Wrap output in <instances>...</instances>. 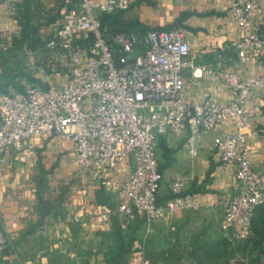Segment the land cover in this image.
<instances>
[{
  "label": "built area",
  "instance_id": "2783aa9c",
  "mask_svg": "<svg viewBox=\"0 0 264 264\" xmlns=\"http://www.w3.org/2000/svg\"><path fill=\"white\" fill-rule=\"evenodd\" d=\"M133 3L81 0L48 43L66 59L65 83L47 88L30 85L0 97V183L12 157L27 165L36 162V137L59 134L73 140L77 164L117 197V208L101 212L97 224L116 216L121 228L127 229L138 216L145 218L146 235L137 244L136 259L126 264H152L147 255L152 223L168 213L203 207L179 179L171 185L173 195L159 202L163 172L156 153L158 137L188 132V151L196 157L205 131L226 129L214 138L213 148L234 176L238 190L222 200V237L232 243L248 240L254 235L255 212L264 205V178L252 163L247 139L253 128L248 107L257 103L255 91L264 87V74L246 77L237 71L224 72L233 95L229 102L185 101L181 97L184 72L190 70L193 78H201L215 69L196 63L188 32L178 27L107 34L99 13L126 11ZM229 3L230 20L241 30L233 46L245 64L250 55L264 49L261 25L256 21L263 11L261 0ZM89 38L92 42L87 48L77 45L78 40ZM128 159L132 170L127 180L110 175V170ZM4 244L0 230V253ZM177 264L202 263L186 250ZM260 264H264V254Z\"/></svg>",
  "mask_w": 264,
  "mask_h": 264
},
{
  "label": "crops",
  "instance_id": "0c3cea01",
  "mask_svg": "<svg viewBox=\"0 0 264 264\" xmlns=\"http://www.w3.org/2000/svg\"><path fill=\"white\" fill-rule=\"evenodd\" d=\"M15 1L21 0L0 3V31L6 35H14L19 26ZM69 1H60L64 3L63 12ZM229 4V0H134L129 13L124 14L126 21L127 17L130 22L137 19L151 29L186 30L196 63L215 69L201 78H193L188 70L181 93L185 101L209 98L229 102L233 95L224 72L237 71L246 77L264 74V49L259 55H250L245 64L238 60L233 41L241 30L230 20ZM261 4L263 11L256 21L264 37V0ZM255 94L257 103L248 107L253 128L247 139L252 163L264 178V87L256 89ZM225 131H205L196 157L188 151V132L158 137L156 153L163 172L159 201L173 195L171 185L179 179L203 207L198 211L168 213L154 221L147 238V255L152 264H177L186 250L203 262H225L223 258H206L207 252L223 239L222 200L238 190L234 176L223 167L219 153L213 148L214 138ZM34 142L39 152L36 162L27 165L12 157L1 177L0 230L5 249L0 253V264H105L104 253L108 244L113 243L115 216L108 217L102 225L96 219L101 212L117 208L116 194L107 192L77 164L73 140L50 134L36 137ZM131 170L128 159L110 170V175L124 181ZM76 216H79V232L71 226ZM146 231L145 223L141 240ZM232 247L235 257L226 264H238V261L250 264L236 244ZM135 259L136 251L128 262Z\"/></svg>",
  "mask_w": 264,
  "mask_h": 264
},
{
  "label": "trees",
  "instance_id": "16d2710c",
  "mask_svg": "<svg viewBox=\"0 0 264 264\" xmlns=\"http://www.w3.org/2000/svg\"><path fill=\"white\" fill-rule=\"evenodd\" d=\"M80 1L81 0H70L65 4L66 10L78 7ZM62 5H64V3ZM38 8V0L15 1V19L21 28V36H14L13 38L14 46L10 48V55H12V58L18 52L15 48H21L20 50L26 48V50L30 49L32 51H38L42 49V38L40 36L42 24H37L36 22H34L33 18V14L36 10H38ZM123 12L124 11H115L113 13H99V18L101 19L102 27L107 34L121 31H136L139 33H145L147 31V28L142 26L137 21H133L127 24V26H125ZM60 16L61 11L58 10V12L53 17L47 19L45 25L48 26L55 23ZM182 18L183 17H181L180 20H182ZM91 42L92 38H89L87 40H78L77 45L83 48H87L91 44ZM56 51L58 53V50ZM0 57L2 58V71L0 73V91L8 93V89L10 86H14L19 90H23L24 88L22 84L17 81L19 75L16 74V70H19V68L23 69L24 66H22L20 61L16 60V57H14L15 61L13 64L12 62L9 63L4 61L3 53H0ZM29 79L34 82H39L41 85L38 86L40 87H49L47 83L35 80L30 76ZM32 85L37 84L34 83ZM255 213L256 214L253 217L254 235L248 240L238 241L236 243V249L242 253L243 257L249 258L250 264H260V258L264 254V206L261 207L260 211H257ZM113 223V232L111 234L113 238V243L108 244L107 250L104 253V261L105 264H126L128 263L132 254L136 251L137 244L141 241V231L145 226L146 220L145 218L138 216V218L135 219L128 226L127 229L121 228L120 221L116 216ZM218 244L219 245L217 247L207 252L206 258H223L225 262H218L215 264H226L227 261L235 257V249L232 247L233 243L223 238ZM200 262L202 264H208L204 263L205 261ZM238 264L246 263L244 261H238Z\"/></svg>",
  "mask_w": 264,
  "mask_h": 264
},
{
  "label": "rangeland",
  "instance_id": "374dc122",
  "mask_svg": "<svg viewBox=\"0 0 264 264\" xmlns=\"http://www.w3.org/2000/svg\"><path fill=\"white\" fill-rule=\"evenodd\" d=\"M5 0H0V3ZM61 0H38L39 8L36 10L33 14L34 22L37 24H42L40 36H41V42H42V49L32 51L30 49L23 48V50H20L19 48H15L18 52L15 54V56L10 55V48L14 46L13 38L14 36H21V28L20 26H17L15 28V34L14 35H6L0 31V53L4 54V61L9 62L12 64L14 63L16 57V60L20 61L23 69L19 68V70H16V74H18L17 81H19L23 88L36 83L37 85H41L39 82H34L29 79V76L34 78L35 80H39L43 83H47L48 85H54V86H62L65 83L66 76H67V62L66 59L62 58L55 49H52L48 46L49 41L54 37L57 28L59 27L60 23L64 19L65 15L71 10L76 9L77 7L71 8L70 10H65L64 12L61 10L64 5L60 3ZM149 1V0H148ZM60 6V7H59ZM58 10L61 11V16L57 19V21L51 25L46 26L45 22L48 18L53 17ZM15 13V11H13ZM125 13H129V11H124L123 15ZM136 18V17H135ZM130 17H127V21L124 18L125 26L127 24L131 23ZM139 22L142 26L146 27L147 30L151 29V27L146 26L145 24L141 23L139 20L135 19L132 20ZM163 29V28H160ZM169 29V28H166ZM2 58L0 57V73L2 71V64H1ZM188 70L184 72V76H187ZM1 82V79H0ZM23 89V90H24ZM17 91H22L17 89L14 86H10L8 89V93H4L0 91V95H7V94H13ZM154 222L152 223L151 228L153 227ZM236 242L232 244V246H235ZM95 245V244H94ZM97 245V244H96ZM182 245V243H181ZM242 255H240L241 257ZM239 257V258H240ZM208 264H212L210 262H204ZM171 264H173L171 262Z\"/></svg>",
  "mask_w": 264,
  "mask_h": 264
},
{
  "label": "water",
  "instance_id": "95a60500",
  "mask_svg": "<svg viewBox=\"0 0 264 264\" xmlns=\"http://www.w3.org/2000/svg\"><path fill=\"white\" fill-rule=\"evenodd\" d=\"M72 226V229L75 231V232H79L80 230V223L78 221H75L71 224Z\"/></svg>",
  "mask_w": 264,
  "mask_h": 264
}]
</instances>
